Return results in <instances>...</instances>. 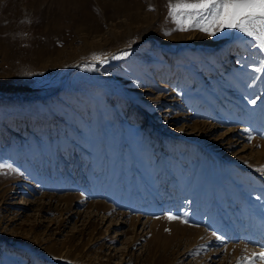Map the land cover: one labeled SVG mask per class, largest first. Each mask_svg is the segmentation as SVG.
<instances>
[{
	"label": "rangeland",
	"instance_id": "374dc122",
	"mask_svg": "<svg viewBox=\"0 0 264 264\" xmlns=\"http://www.w3.org/2000/svg\"><path fill=\"white\" fill-rule=\"evenodd\" d=\"M168 4L0 0V264L264 251V49Z\"/></svg>",
	"mask_w": 264,
	"mask_h": 264
},
{
	"label": "snow or ice",
	"instance_id": "6c2138e0",
	"mask_svg": "<svg viewBox=\"0 0 264 264\" xmlns=\"http://www.w3.org/2000/svg\"><path fill=\"white\" fill-rule=\"evenodd\" d=\"M169 15L177 18L181 24L180 30L186 31L198 27L210 36H216L226 29L237 30L257 42L260 49H264V0H169ZM154 10V9H152ZM129 55L123 51L114 55L112 59H121ZM102 63H107L106 57L94 56ZM258 71L264 72V60L260 61ZM252 104L256 100L251 101ZM251 139V137L249 138ZM10 165L0 164V170ZM169 220H178L180 217L169 213ZM188 223L187 220L183 221ZM216 236V233H213ZM223 240V237H217ZM264 261V251L253 253L247 258V264H255L256 260Z\"/></svg>",
	"mask_w": 264,
	"mask_h": 264
},
{
	"label": "bare ground",
	"instance_id": "6f19581e",
	"mask_svg": "<svg viewBox=\"0 0 264 264\" xmlns=\"http://www.w3.org/2000/svg\"><path fill=\"white\" fill-rule=\"evenodd\" d=\"M111 9H113V8H111ZM103 11H104V10H103ZM105 12H107V11H105ZM89 23H90V22H89ZM89 27H91V26H89ZM57 53H58V56H61L63 52L58 51ZM12 119H13V118H12ZM38 127L40 128V126H38ZM41 129H44V130H45V128H41ZM41 129H39V130H41Z\"/></svg>",
	"mask_w": 264,
	"mask_h": 264
}]
</instances>
